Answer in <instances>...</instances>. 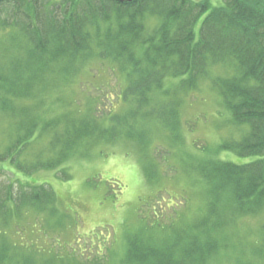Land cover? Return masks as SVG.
I'll list each match as a JSON object with an SVG mask.
<instances>
[{"label": "trees", "instance_id": "obj_1", "mask_svg": "<svg viewBox=\"0 0 264 264\" xmlns=\"http://www.w3.org/2000/svg\"><path fill=\"white\" fill-rule=\"evenodd\" d=\"M95 56L113 61L125 75L120 95L129 101L126 111L111 113L106 126L59 98L64 110L47 115L45 95L52 84L58 87L51 80L72 82ZM203 79L218 90L224 118L240 135L216 150L246 161L199 160L194 182L198 197H205L201 211L187 222L171 217L166 225L155 208L128 236L126 264H212L238 244L228 227L264 212V0H0V113L11 117V131L8 123L0 137V162L13 164L17 178L0 183V264L36 260L9 240L1 222L28 208L55 209L54 189L24 181L23 173L57 169L99 139L125 134L141 144L145 170L155 179L156 164L147 161L155 159L149 129L153 122L174 128L178 118L166 100ZM168 82L176 84L165 88ZM43 137L45 146L39 145ZM65 169L58 171L69 178ZM254 248L264 258V222ZM233 251L236 264H255L248 248Z\"/></svg>", "mask_w": 264, "mask_h": 264}, {"label": "rangeland", "instance_id": "obj_2", "mask_svg": "<svg viewBox=\"0 0 264 264\" xmlns=\"http://www.w3.org/2000/svg\"><path fill=\"white\" fill-rule=\"evenodd\" d=\"M212 2L218 5L223 0ZM52 82L58 87L52 84L45 95L49 116L64 110L61 102H67L74 111L99 116L108 126L112 124L111 113L122 114L129 104L120 95L126 86L125 75L109 59L92 57L80 67L72 82H55L54 78ZM175 84L168 82L165 88ZM162 91L159 94H164ZM166 101L178 118L172 120L174 128L153 122L146 136L151 139L150 148L156 159L147 160L156 164L155 179L151 180L145 170L141 144L125 134L99 139L86 154L69 158L57 169L19 176L46 182L56 193L53 212L28 208L20 215H11L6 224L1 222L3 232L17 248H22L21 252L36 255L34 264L45 259L49 264H126L122 259L128 236L141 220L153 217L155 208L161 212L157 218L166 225L174 222L171 217H175V223L187 222L201 211L205 197H198L194 182L199 181L195 169L199 160L213 156L246 161V157L232 151L216 150L224 139L240 135L231 131L230 121L224 118L227 109L210 80L203 79L196 87L183 89ZM10 119L0 113V137L4 139L8 123L7 132L11 131ZM46 142L47 137H43L39 145L45 146ZM63 167L70 173L69 178L58 171ZM12 168L10 162H0V183L17 181ZM263 222L264 212H258L228 227L238 244L236 248L232 244L231 250L223 251L212 264H236L233 250L237 252L240 247L248 248L255 264H264V258L253 252Z\"/></svg>", "mask_w": 264, "mask_h": 264}]
</instances>
